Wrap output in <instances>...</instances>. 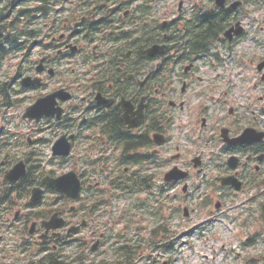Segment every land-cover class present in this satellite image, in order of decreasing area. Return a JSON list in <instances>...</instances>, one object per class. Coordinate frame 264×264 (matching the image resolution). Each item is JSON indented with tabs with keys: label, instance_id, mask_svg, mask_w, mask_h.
I'll list each match as a JSON object with an SVG mask.
<instances>
[{
	"label": "flooded vegetation",
	"instance_id": "af4514ba",
	"mask_svg": "<svg viewBox=\"0 0 264 264\" xmlns=\"http://www.w3.org/2000/svg\"><path fill=\"white\" fill-rule=\"evenodd\" d=\"M226 1L228 16L233 20L227 29L234 27L238 30L236 23L243 24L240 7L231 9V5L241 0ZM29 2L30 15L23 19L31 28V37L29 49L25 46L26 53H22V56L29 55V61L23 59L16 70L28 72L26 75L32 78H40V83L31 90L43 93L37 94L35 99L61 88L71 94L68 101L55 99L54 109L59 107L64 113L62 117L54 116L48 122L66 125L70 101L79 103L84 109L81 119L77 120V128L58 130L60 135L75 133L77 139L73 142V150L76 141H82L84 135L90 136L87 133L90 130L87 126L89 119L94 121L96 155L108 158L148 156L152 162L151 173L155 170L154 164L160 160L164 162V167L180 165L182 155L179 153L178 134L189 140L205 142L210 147L207 152L209 164L205 162L204 150L198 153L201 157L200 169H194L186 161L190 176L183 190L186 197L184 204H191L189 196L192 184L188 181L193 172L205 178L210 173V166H215L218 176L235 173L242 185L254 180L257 173L264 175V68L260 72L257 69L264 55L249 60L256 72H212L203 66L205 56L188 61L178 72L182 65L180 62L171 67L178 57L177 49L172 48L171 44L167 45L162 55L152 60L147 55L150 40L146 39L147 34L139 36L137 30L144 28L149 34L150 26L157 27L153 44H162L165 32L161 31L159 22L154 19L156 9L151 8L150 11V6L145 2L138 6L135 4L139 0ZM213 4L211 0V15ZM14 11L9 14L12 15ZM182 18L172 19L168 29L171 31L177 26L184 28ZM232 36L222 37L219 41L227 55L233 53L246 33L244 31V35L239 37L233 32ZM253 56L259 55L253 52ZM168 64L170 67H167ZM125 104L129 109L128 124L122 118ZM141 105L142 112L139 110ZM213 113L223 114L222 121L218 123L212 117ZM222 131L226 141L242 134L246 141L244 144H228L220 136ZM153 133L164 136L161 145H154ZM211 155L219 158V161L213 162ZM229 156L239 158L236 171H231L226 165ZM2 173L0 168V190ZM216 179L212 182L216 183ZM20 186L16 182L10 186L16 188L14 193L0 197V230L4 233L0 235V244L6 242L4 249L11 254L16 252V248L6 239L22 231L26 216H33L28 221V231L29 226L34 225L32 238L45 234L41 222L49 216L41 203H31L29 199L23 202ZM84 187L92 189L93 185L88 183ZM160 188L168 198L174 202L179 200L178 205H181L180 182L160 184ZM217 193L227 197L236 194L231 187H224ZM82 201L86 202V198L82 197L80 203ZM87 211L88 207L83 205L79 220L88 221L87 225L92 229L90 236L93 237L98 227L96 220L87 218L86 215H90ZM60 212L65 223L59 230L49 231L46 235L47 241L53 238V248H58L60 239H63L62 243L71 241L72 236L68 235L67 229L80 224L79 220L76 221L79 214ZM58 233L59 237L53 235ZM102 235L100 233L99 238ZM103 241L100 239L101 244ZM34 248L37 250V247ZM157 259L153 257L154 263L146 264H157Z\"/></svg>",
	"mask_w": 264,
	"mask_h": 264
},
{
	"label": "rangeland",
	"instance_id": "374dc122",
	"mask_svg": "<svg viewBox=\"0 0 264 264\" xmlns=\"http://www.w3.org/2000/svg\"><path fill=\"white\" fill-rule=\"evenodd\" d=\"M74 1L76 0H72V2ZM181 1H183V12H190L197 6L200 8L211 6V0H139L135 6L145 2L150 6V11L156 9L154 19L160 23L163 20L170 21L182 15L177 13L178 4ZM260 10L261 8L246 4L240 7V20L246 28V37L238 43L232 54L225 55L224 65L210 66L208 69H211L212 72H256L255 68L249 64V60L264 55V24L262 21L264 13ZM259 44L261 46L258 47ZM253 52L259 56H253ZM18 63H21V60L16 56H11L3 62L0 67V84L13 82ZM181 69L182 67L178 68V72ZM11 87L15 90L18 89L16 84H12ZM41 93L43 91L34 92L33 90L20 94L13 93L14 103L9 108L5 106V98L0 94V139L9 138V142L13 145L7 160L13 162L16 159L17 161L30 147L34 146L33 149L38 153L40 160H36L35 165L45 170L53 169L56 174H60L73 167L77 169L75 170L77 172L78 169H85V165L80 159L89 152V146L86 143L78 140L72 157L65 162L51 159L50 147L55 136L59 135L58 132H55L53 136L47 132L41 133L49 140L41 141L38 130L39 128L45 129L46 125H37L21 119L25 107L32 103L37 94ZM212 117L219 123L224 115L213 113ZM178 137L181 151L184 150L185 154L181 164L185 163V159H190L192 154L201 150H204L206 162H210L207 154L210 147L205 142L189 140L182 134H178ZM27 138L31 141L36 139L37 142L29 143L31 146H27ZM211 157L213 162L219 161V158L212 155ZM1 160H3V156ZM159 164V167L153 171L156 173L157 181L167 170V167L163 166L162 160L159 161ZM38 170L41 171L40 168ZM211 171L207 176L208 181L218 177L217 168L212 167ZM87 173H89V169ZM259 177L261 183L257 187L247 188L246 186L242 193L228 197L221 193L224 207L213 215H210L209 212L214 209V202L212 201L208 206L206 204V207L202 204L204 198L208 196L212 199L213 194L208 195L207 182H199L200 179L196 176L190 180V184L194 186L191 209L194 208L195 211L188 218L182 217L181 208L178 205L179 200L176 202L168 200L166 194L157 196L151 189L130 199L125 197L126 194H122L123 197L119 199L108 198V205L100 207L94 216L97 227L101 228V231L106 228V237L103 245L97 250V255L94 254L93 257L97 256V260L104 258L109 253H107L109 245L120 238H135L139 242H143L142 250L139 252L142 257L141 261L158 257L159 264L167 259L169 264H264V210L262 209V205H264V175H259ZM160 197L165 198V202H160L161 208L159 204L155 205L150 200V198L157 200ZM57 199L56 195L46 193L43 198V207L55 209ZM22 200L25 201V199ZM142 202H146V205H141ZM77 219L79 220V218ZM84 229L80 233L81 235L71 238L73 246L81 238H85V241L89 242L92 229L89 225ZM1 234L4 233L0 230ZM12 235L6 241L13 247L19 250L22 245L29 244L33 248L34 239L24 236L22 232ZM174 239L178 247L175 253H166L154 247V243L162 245ZM5 244L6 242L0 244V264H24L34 254L30 250L24 254H21L22 252L11 254L8 249H4ZM65 251V254H72L74 247L65 248Z\"/></svg>",
	"mask_w": 264,
	"mask_h": 264
},
{
	"label": "trees",
	"instance_id": "16d2710c",
	"mask_svg": "<svg viewBox=\"0 0 264 264\" xmlns=\"http://www.w3.org/2000/svg\"><path fill=\"white\" fill-rule=\"evenodd\" d=\"M18 1L22 0H0V64L8 54L19 51L22 43L27 42L25 39L30 37V29L24 26L20 27L19 23H17L20 15L27 14L28 7L27 9H25L26 7L20 8L10 19L8 18L9 12L13 10L14 3ZM246 1L252 5H264V0ZM2 3L4 5H1ZM197 13L196 17L191 18L187 22L184 31H180L179 35L173 37L174 39L171 41L173 45H177V48H180V54L183 59L208 53L211 47L221 38V34L231 21L225 9L216 8L212 15L209 11L203 13L198 11ZM141 31H144L149 36L150 42H153L156 38L153 29H150V34L144 28H141ZM0 93L6 95V88L0 87ZM31 175L21 181L19 190L21 194L26 193L35 182L34 173L31 172ZM114 185L116 186L114 188L117 189V184ZM137 186L139 187L133 189L124 187L122 191L132 193L136 191L135 189L143 186V184L141 183ZM262 209L264 210V205H262ZM134 251L131 246L125 243L116 251L117 262L133 263L135 260ZM65 258L61 253L54 251L37 261L31 262V264H86L89 261L86 256L82 258L79 255L70 261L65 260Z\"/></svg>",
	"mask_w": 264,
	"mask_h": 264
},
{
	"label": "water",
	"instance_id": "95a60500",
	"mask_svg": "<svg viewBox=\"0 0 264 264\" xmlns=\"http://www.w3.org/2000/svg\"><path fill=\"white\" fill-rule=\"evenodd\" d=\"M215 3L217 6L223 7L225 0H215ZM232 31L233 29L228 30L225 33V36L230 37ZM241 32H242V29L240 27L237 31H235V34L239 35ZM164 47H165L164 45L162 46L154 45L148 50V53L151 57H153L157 54L162 53L164 50ZM263 66H264V62L258 66L259 70L262 69ZM24 81H27V79ZM35 82L36 81H33V83ZM30 84L32 83L27 81L25 85H30ZM56 95L58 94H53V95H50L43 99L38 100V102L35 105L27 108L23 117L38 119L42 115H46V116L51 115L53 113L52 107L54 105L53 101ZM233 142L241 143L242 139L234 140ZM52 150H53V155H61V156L67 155L69 153V143L67 142L66 138L62 136L54 144ZM228 163L231 165L232 168L236 167V159L234 157L230 158ZM24 174H25V166L22 162H19L9 172L6 173L4 182L16 180L19 177L23 176ZM185 176H186V173L179 171L178 169H174L170 171L169 173L165 174V181H171L173 179H180V178H184ZM221 182L222 184H226V185H230V184L234 185L236 189H240V183L233 176L222 178ZM43 183L61 193H64L71 199H75L78 196L80 183L77 178V175L74 172H69L56 179L46 177L43 179ZM32 193H33L32 200H38L41 196L40 189H34ZM61 224H62V219L58 217V214H54L48 222L44 223V226L47 229H51V228H57ZM70 231L76 232L77 228H72Z\"/></svg>",
	"mask_w": 264,
	"mask_h": 264
}]
</instances>
